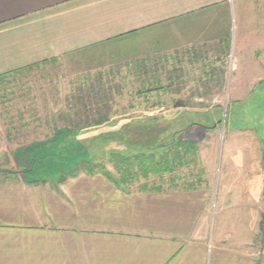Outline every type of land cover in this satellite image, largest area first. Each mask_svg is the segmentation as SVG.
Segmentation results:
<instances>
[{
    "label": "crops",
    "instance_id": "obj_1",
    "mask_svg": "<svg viewBox=\"0 0 264 264\" xmlns=\"http://www.w3.org/2000/svg\"><path fill=\"white\" fill-rule=\"evenodd\" d=\"M236 10L234 0H0V76L85 55L175 60L192 47L222 64ZM26 172H0V264H264L257 228L212 238L201 187L139 191L100 171Z\"/></svg>",
    "mask_w": 264,
    "mask_h": 264
},
{
    "label": "rangeland",
    "instance_id": "obj_2",
    "mask_svg": "<svg viewBox=\"0 0 264 264\" xmlns=\"http://www.w3.org/2000/svg\"><path fill=\"white\" fill-rule=\"evenodd\" d=\"M234 4L233 45L222 64L213 62L216 51L197 57L192 47L175 52V60L170 55L125 65L121 52L85 55L0 76V172L16 168L30 178L61 179L91 158L115 171L107 160L112 146L86 139L119 128L115 121L156 117L164 127L187 110L210 111L222 119L217 127L188 133L199 141L200 164L157 182L202 177L199 187L210 194L212 238L257 228L253 245L264 251V0ZM225 203L232 208L225 210ZM243 221L254 227L243 229Z\"/></svg>",
    "mask_w": 264,
    "mask_h": 264
},
{
    "label": "trees",
    "instance_id": "obj_3",
    "mask_svg": "<svg viewBox=\"0 0 264 264\" xmlns=\"http://www.w3.org/2000/svg\"><path fill=\"white\" fill-rule=\"evenodd\" d=\"M18 72L20 71L14 73ZM191 115L194 116L192 120L189 118ZM221 120L216 119L210 111L187 110L174 120L168 121V125L164 127H160L161 122L156 117L140 121L129 120L124 123L111 122L120 127L94 135L86 141L89 140V144L96 146H112L107 148L109 154L107 160L114 165L116 175L112 176L108 173L106 163H96L92 158L76 166L69 175L75 176L83 171H100L125 188L160 191L165 186L162 182L167 175L175 174L190 165L200 164L199 141L188 136L191 129L199 127L201 130L210 131L215 129ZM107 123L108 121H104L101 124L82 128L80 133L98 129ZM112 124L110 127H113ZM80 142L86 150H91L92 145L84 143L85 141ZM157 180L162 182L159 183ZM201 183L202 177H197L190 183L183 181L179 184L176 180H170L169 186H183L192 189L198 188Z\"/></svg>",
    "mask_w": 264,
    "mask_h": 264
}]
</instances>
